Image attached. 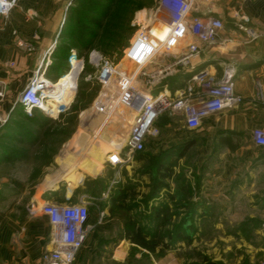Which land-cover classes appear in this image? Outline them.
Returning <instances> with one entry per match:
<instances>
[{
    "label": "crops",
    "instance_id": "1",
    "mask_svg": "<svg viewBox=\"0 0 264 264\" xmlns=\"http://www.w3.org/2000/svg\"><path fill=\"white\" fill-rule=\"evenodd\" d=\"M69 1L17 0L9 17L0 19V79L8 91L1 109L5 114L15 111L17 94L37 72L45 69L47 57L50 62L46 67L47 79L55 82L66 75L53 66L52 58L73 5L66 10ZM194 12L223 22L219 43L204 49L194 59L190 71L167 81L162 88L169 96H175L195 73L206 71L219 80L230 69L242 103L204 118L195 130L187 127L182 112L167 110L155 124L158 135L148 138L149 143L153 142L149 152L153 161H157L169 153L171 146L167 141L175 138V146L185 155L194 150L202 160H215L218 156L222 166L220 170H212L213 177H217L219 184L226 182L227 191H203L181 197L180 202H176L171 192L147 190L135 191L134 200L114 191L74 197L76 189L54 188L51 179L48 185L37 189L30 202L15 209L18 215L9 210L0 216V264H42L43 255L55 249L52 225L42 212L47 203H77L82 198L89 202L87 236L74 264H142L143 259L147 264H157L153 255L158 248L164 251L163 264H182L187 236L165 237L154 251L136 239L154 246L155 240L146 234L151 230L150 223L164 222L165 229L169 224L170 231L172 223L176 224L174 231L181 234L190 229L186 217L195 216V225H201L205 222L206 209L209 210L206 215L223 218L217 222L219 226L223 220L234 224L236 217H264V147L257 145L253 138L256 129H264V0H197ZM100 161L101 166L103 157ZM137 166L135 163V169ZM158 169L161 172L166 167L158 166ZM85 174L83 171L76 175L82 181ZM94 176H103L101 169ZM136 182L139 181L135 177ZM85 188L82 186L80 190L84 192ZM204 198L210 201L206 205ZM177 216L178 221L171 219L167 223L168 217ZM230 241L222 239L223 243ZM213 261L220 262L217 258Z\"/></svg>",
    "mask_w": 264,
    "mask_h": 264
},
{
    "label": "rangeland",
    "instance_id": "2",
    "mask_svg": "<svg viewBox=\"0 0 264 264\" xmlns=\"http://www.w3.org/2000/svg\"><path fill=\"white\" fill-rule=\"evenodd\" d=\"M157 1L73 0L52 59L53 66L66 74L54 86V92L71 81L74 95L69 102L53 104L55 113L51 115L36 112L32 121L16 111L0 130V216L9 210L18 215L15 209L30 202L37 189L48 185L51 179L54 188L76 189L74 197L114 191L134 200L135 191L147 190L171 192L176 202H180L181 197L203 191H227L226 182L219 184L217 177H213L212 170H220L222 166L219 157L202 160L194 150L185 155L175 146V138L167 141L171 146L169 153L157 161L150 157L153 142L147 141L144 151L133 153L123 166L111 167L105 162L115 144H124L131 118L125 108L108 113L112 105L106 99L117 96L116 84L112 82L104 87L99 83L96 68L88 58L96 51L108 62L132 69L124 60V51L143 27L139 20L144 12L154 9ZM96 3L100 5L98 10L93 8ZM91 20L99 25H91ZM81 25L94 31V35L86 36ZM73 54L78 59L72 57ZM80 59L85 65L82 70ZM100 154L104 159L101 166L102 157H97ZM135 163L139 165L136 169ZM158 166L166 169L160 172ZM100 169L103 176L95 177ZM82 170L87 174L81 181L76 174L83 173ZM135 177L139 182L135 183ZM82 186L86 187L84 192L80 190ZM202 201L205 205L210 202L206 198ZM206 213L208 209L204 211L205 222L201 225H195V216L186 217L190 229L181 234L174 231L176 224L172 223L170 231L169 224L165 229L164 222L158 221L150 223L151 230L146 224L150 230L146 234L158 242L165 237L187 236L182 264H264V237L261 235L264 217L241 216L236 217L234 224L223 220L219 226L217 222L223 218ZM171 219L178 221L180 217H168L167 223ZM228 238L230 246L222 242ZM213 241L215 246L211 245ZM153 256L157 264H163V248H158ZM215 258L220 262L213 261ZM141 263L147 264L145 259Z\"/></svg>",
    "mask_w": 264,
    "mask_h": 264
},
{
    "label": "built area",
    "instance_id": "3",
    "mask_svg": "<svg viewBox=\"0 0 264 264\" xmlns=\"http://www.w3.org/2000/svg\"><path fill=\"white\" fill-rule=\"evenodd\" d=\"M16 1L0 0V19L9 17ZM196 1L158 0L154 9L144 12V17L139 20L143 27L124 51V60L132 65V69L116 66L96 51L90 53L89 63L96 68L97 81L104 87L115 82L117 87V96L106 99L112 105L108 113L119 108L130 112V130L124 144H115L107 153L106 161L112 167L123 166L133 153L144 151L148 138L158 135L155 124L167 110L182 112L187 127L195 130L204 118L242 103L235 90L234 72L230 69L224 71L219 80L206 71L195 73L175 96H169L162 88L167 81L190 71L194 59L204 49L219 43L223 22L215 17L196 15ZM72 3L73 0L68 2L66 10ZM72 57L78 59L75 54ZM47 58L45 69L37 72L17 96L16 106L27 118L33 117L36 111L52 114L54 86L60 79L53 82L45 77L50 63ZM80 62L82 70L84 60L80 59ZM7 97L6 84L0 79V129L10 118V114L1 110ZM253 138L257 145L264 147V129H256ZM42 212L52 225L55 245L53 251L43 255L42 264H74L87 236L89 202L82 198L77 203H47ZM261 232L264 236V223Z\"/></svg>",
    "mask_w": 264,
    "mask_h": 264
},
{
    "label": "bare ground",
    "instance_id": "4",
    "mask_svg": "<svg viewBox=\"0 0 264 264\" xmlns=\"http://www.w3.org/2000/svg\"><path fill=\"white\" fill-rule=\"evenodd\" d=\"M74 92H75V88L72 82L71 81L66 82L59 90L53 92L54 93V95L52 96L54 97L53 104H56L58 106L62 103L69 102L72 99ZM52 113L55 112L52 110Z\"/></svg>",
    "mask_w": 264,
    "mask_h": 264
},
{
    "label": "trees",
    "instance_id": "5",
    "mask_svg": "<svg viewBox=\"0 0 264 264\" xmlns=\"http://www.w3.org/2000/svg\"><path fill=\"white\" fill-rule=\"evenodd\" d=\"M94 9L98 10L100 8V5H97V3L95 4V7H93ZM95 10V11H96ZM90 24L93 25V26H98V22L96 20H91L90 21ZM81 29L83 31H85V35H94V31H89L88 28H86L85 26L81 25ZM16 111H19L20 114H22V116L25 118V119H29L30 121L34 120L35 116H36V112H39V111H36L35 114L33 115V117L31 118H27L24 116L21 108L19 106L16 107L15 111L10 115V118H12L15 114ZM9 118V119H10ZM2 129V128H1ZM0 129V130H1ZM3 130V129H2ZM136 239V238H135ZM136 241H139V243L143 246H145V248H147L149 251H154L155 250V247L158 245V241L155 240V243H154V246H147L146 243L142 240V239H136ZM211 264H215V263H211Z\"/></svg>",
    "mask_w": 264,
    "mask_h": 264
}]
</instances>
